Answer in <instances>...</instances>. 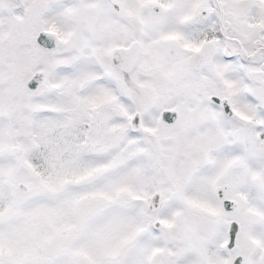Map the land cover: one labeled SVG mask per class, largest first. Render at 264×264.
Listing matches in <instances>:
<instances>
[{
    "label": "snow or ice",
    "instance_id": "6c2138e0",
    "mask_svg": "<svg viewBox=\"0 0 264 264\" xmlns=\"http://www.w3.org/2000/svg\"><path fill=\"white\" fill-rule=\"evenodd\" d=\"M0 264H264V0H0Z\"/></svg>",
    "mask_w": 264,
    "mask_h": 264
}]
</instances>
